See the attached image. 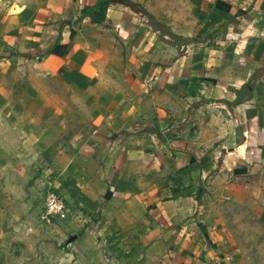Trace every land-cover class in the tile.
<instances>
[{"label": "crops", "instance_id": "obj_1", "mask_svg": "<svg viewBox=\"0 0 264 264\" xmlns=\"http://www.w3.org/2000/svg\"><path fill=\"white\" fill-rule=\"evenodd\" d=\"M172 1L144 10L177 43L122 4L0 0V43L56 83L51 116L0 120V264H28L12 243L50 187L132 264H231L264 214V1Z\"/></svg>", "mask_w": 264, "mask_h": 264}, {"label": "rangeland", "instance_id": "obj_2", "mask_svg": "<svg viewBox=\"0 0 264 264\" xmlns=\"http://www.w3.org/2000/svg\"><path fill=\"white\" fill-rule=\"evenodd\" d=\"M112 1L107 5L119 4L118 6L121 7L119 0ZM125 1L132 4V8L125 6L127 10L125 12L132 16L133 14L129 11L139 12L140 18L147 24L148 20L143 12L149 13L146 11L149 6H155L156 10L154 11L163 15L166 13L165 3L168 4L172 0ZM123 6L122 4V9ZM169 6H172V10H168L167 13L182 12L180 0H173L172 5L169 4ZM82 11H85L84 8ZM183 13L186 14L187 11H183ZM114 33L117 34L116 31ZM174 42L177 43L178 40L175 39ZM18 54L16 48H10V45L7 47L2 42L0 43V120L51 116L54 113L51 88L56 83L52 78L36 73L37 69L33 58L29 61L19 60L17 59ZM16 66L23 68V75L12 73ZM42 84L48 88L47 92L42 91ZM66 94L67 92H60L62 98H67ZM80 109L75 105L65 108L66 111L69 110L76 114L82 112ZM62 125L67 126L68 124L62 123ZM52 161L53 157L50 156L48 167H45L43 171L45 179H50L52 176ZM48 190L54 191L51 187L47 188L44 197ZM38 192H42L41 188ZM43 200L44 198H39L38 203H34L30 209L28 208L27 216L22 218L23 225H25L23 235H19L18 240L14 238L15 241L12 243L13 246L16 241L27 245L28 264H132V262L119 257L117 252L105 250V245H100L101 237H95L89 230L86 231V226H80L76 230L73 227L69 228L67 217L56 218L49 224L43 222L41 220L44 211ZM241 215L243 217L238 219L236 226L230 228L234 232V244L229 250L230 256L233 258L231 264H264V214L257 216L251 213L250 218H247L249 213L244 212ZM59 221H61V227L58 225Z\"/></svg>", "mask_w": 264, "mask_h": 264}, {"label": "built area", "instance_id": "obj_3", "mask_svg": "<svg viewBox=\"0 0 264 264\" xmlns=\"http://www.w3.org/2000/svg\"><path fill=\"white\" fill-rule=\"evenodd\" d=\"M67 213L68 206L62 196L52 190H48L44 198V211L41 220L49 224L56 218L65 217Z\"/></svg>", "mask_w": 264, "mask_h": 264}, {"label": "trees", "instance_id": "obj_4", "mask_svg": "<svg viewBox=\"0 0 264 264\" xmlns=\"http://www.w3.org/2000/svg\"><path fill=\"white\" fill-rule=\"evenodd\" d=\"M111 1H112V0H100V2L94 7V9H96V8L99 9L100 4H105V5H107V4H108L109 2H111ZM119 1H120L119 3L125 5V6H127V7H129V8H132V7H131L132 4H131L130 2H127V1H125V0H119ZM112 2H114V1H112ZM90 10H91V9H88V12H87V13L94 12V11H90ZM132 10H133V9H132ZM143 15L147 18L148 23H149V25L151 26V28H152L154 31H156V32L159 33V37H160L161 39H163L164 36H167L168 38L173 39V40H175V39H176V40H177V39H180L179 37H177V36H175L174 34H172V33L170 32V30H169L166 26H164V25L160 24L159 22H157V21L155 20V18H154L152 15L148 14L147 12H143ZM185 42H187V41H185ZM251 80H253V78H252ZM250 84H251V81H250ZM236 102H238V101H236Z\"/></svg>", "mask_w": 264, "mask_h": 264}]
</instances>
